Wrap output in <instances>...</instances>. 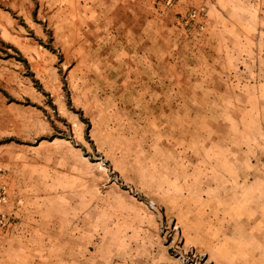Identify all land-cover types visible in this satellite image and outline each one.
<instances>
[{
	"label": "rangeland",
	"instance_id": "1",
	"mask_svg": "<svg viewBox=\"0 0 264 264\" xmlns=\"http://www.w3.org/2000/svg\"><path fill=\"white\" fill-rule=\"evenodd\" d=\"M8 1L0 264H264V0Z\"/></svg>",
	"mask_w": 264,
	"mask_h": 264
},
{
	"label": "crops",
	"instance_id": "2",
	"mask_svg": "<svg viewBox=\"0 0 264 264\" xmlns=\"http://www.w3.org/2000/svg\"><path fill=\"white\" fill-rule=\"evenodd\" d=\"M66 1V2H65ZM71 0H64V3L70 4ZM85 2V0H83ZM122 4H118L115 2L114 4L117 6H122L125 9L124 13L128 14H134V15H141L140 20L147 19V16L145 15V10L150 6V2H155V0H133L131 3H127V0H120ZM223 0H178L177 5H180V8L187 7L189 4H195L196 6L202 5L206 6L207 14L215 13V10L218 11L220 7H222L220 4H222ZM7 3L12 4L11 8H14V5L20 4L19 0H9ZM43 3V2H42ZM85 3H88L86 0ZM125 3L128 5H125ZM29 4V3H28ZM79 6H82L81 1H79ZM106 7L103 9L105 11ZM122 9V10H123ZM142 11H139L141 10ZM139 11V12H138ZM147 15V14H146ZM138 16V17H139ZM7 34L3 32L0 34V40L3 42L9 41L7 43L12 44L14 47L20 51L24 57L26 55L24 54V51L19 48L16 44L11 43L9 39H5V36ZM7 38V37H6ZM27 51V50H26ZM27 59V58H26ZM19 82V84H23L28 90L34 89L32 86V82L30 78L24 74L23 66L19 61L15 60L12 56H4L0 54V132H3L6 128V110H7V101L6 96L2 93V90H8L7 85L10 83ZM11 89H13L11 87ZM1 127L2 130H1Z\"/></svg>",
	"mask_w": 264,
	"mask_h": 264
},
{
	"label": "trees",
	"instance_id": "3",
	"mask_svg": "<svg viewBox=\"0 0 264 264\" xmlns=\"http://www.w3.org/2000/svg\"><path fill=\"white\" fill-rule=\"evenodd\" d=\"M7 46H9V47H12L11 45H9V44H6ZM35 83H36V81H35ZM38 86V85H37ZM39 87V86H38Z\"/></svg>",
	"mask_w": 264,
	"mask_h": 264
}]
</instances>
